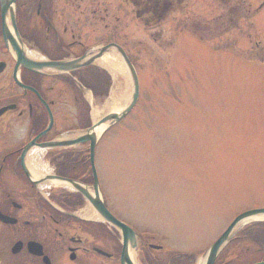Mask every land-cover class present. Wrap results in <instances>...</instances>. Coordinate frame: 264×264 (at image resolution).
<instances>
[{"label":"rangeland","instance_id":"374dc122","mask_svg":"<svg viewBox=\"0 0 264 264\" xmlns=\"http://www.w3.org/2000/svg\"><path fill=\"white\" fill-rule=\"evenodd\" d=\"M97 4L94 17H108L111 39L127 52L140 90L131 111L94 149L106 204L120 221L153 233L143 239L161 247L164 259L172 252L199 255L232 216L264 207V0H182L185 7L168 17H138L124 0ZM99 70L82 73L92 93H103L93 108H103L118 84L116 98L130 95L127 73L116 70L107 86ZM47 84L58 92L55 129L78 128L87 119L85 99L91 105L87 93ZM88 145L66 155L68 164L50 162L49 154L43 162L49 173L64 166L82 174L90 164ZM260 230L254 236L264 240ZM118 234L111 236L114 244ZM247 246L257 258L255 245Z\"/></svg>","mask_w":264,"mask_h":264},{"label":"flooded vegetation","instance_id":"af4514ba","mask_svg":"<svg viewBox=\"0 0 264 264\" xmlns=\"http://www.w3.org/2000/svg\"><path fill=\"white\" fill-rule=\"evenodd\" d=\"M15 1V17H10L3 16L0 0V213L16 219L15 223L0 219V264H111V260L121 264L122 244L117 238V246L111 242L108 228L71 221L60 214V209L71 211L74 199L81 194L55 186L50 195L59 209L47 202L40 187L24 179L21 171V152L29 142L35 139L33 145L37 146L66 131L55 129L57 117L53 108L58 92L47 80L64 83L80 94L77 80L83 79L86 71L80 70L76 79H56L31 70L25 63L40 62L42 54L62 59L92 51L98 42L111 40L108 17H94L97 0ZM124 1H134L139 13L142 0ZM168 1L175 4V0ZM78 13L92 17H76ZM100 28L103 32L96 36L94 32ZM96 37L99 40L90 41ZM46 103L52 111L53 125L37 137L49 123ZM53 156L57 163L64 161L60 151ZM83 180L92 183L90 179ZM260 228L264 224L246 226L230 243L231 251H222L214 264L264 262V240L254 236L261 232ZM247 245H255L257 258L251 259L256 254L250 257L248 253L254 250ZM236 246L240 247L234 249ZM160 249L142 239L139 258L146 264H167L172 253L164 259Z\"/></svg>","mask_w":264,"mask_h":264},{"label":"water","instance_id":"95a60500","mask_svg":"<svg viewBox=\"0 0 264 264\" xmlns=\"http://www.w3.org/2000/svg\"><path fill=\"white\" fill-rule=\"evenodd\" d=\"M2 13L3 16L5 15H10V17H15V0H2ZM114 44H111V46H106L101 48L100 53L93 57H81L78 59L74 60H68V61H46L41 64V66L45 67L47 72H70L72 70H75L77 68H80L82 66H87L93 63L95 58H101V56L106 53L107 51H114ZM116 50L119 51L120 59L123 62L124 66L127 68L128 76L131 78V85H132V96L130 100L125 104L124 109L119 110V111H114L109 114H107L105 117H103L99 122L94 123L92 127L88 128L85 130L81 135L73 137V138H68V139H62V140H54L51 142L47 143H42L40 146L42 148H54V147H66L70 146L72 144L76 143H81L85 141L90 142V152H91V160H92V169H93V174H94V195L90 193L87 188L82 186L81 184L68 180L70 178H65V177H60V176H55V175H45V176H40V177H35L32 173V171L28 168V166L25 163V157L28 152L30 144L24 149L22 153V162H23V169L29 179H58L78 191H80L91 203L95 211L102 217L103 220L107 221L108 223L112 224L113 226L117 227L123 234L124 236V251L122 255V264H132L128 257V249L129 247L133 249H137L138 245V235L136 232L131 229L129 226L118 220L113 214L106 208L102 195L100 192V186H99V181L98 177L96 174L95 170V165H94V149L99 137V127L101 124L105 122H110V124L114 123L115 121H118L122 116L127 114L132 107L135 105V103L138 100L139 97V82H138V77L136 74V71L131 64L130 60L128 59L126 53L124 52L123 49L120 47L116 46ZM26 65H28L31 68H34V66L31 62H26ZM52 121V120H51ZM37 183V182H35ZM258 217H263L264 218V208L262 209H254L247 211L241 215H239L233 223L230 225V227L225 231V233L218 239V241L213 244L210 249L202 256L201 263L203 264H213L218 251L230 240L232 234L234 233V230L239 228L241 224L244 222L251 220L253 218H258Z\"/></svg>","mask_w":264,"mask_h":264},{"label":"bare ground","instance_id":"6f19581e","mask_svg":"<svg viewBox=\"0 0 264 264\" xmlns=\"http://www.w3.org/2000/svg\"><path fill=\"white\" fill-rule=\"evenodd\" d=\"M113 60H115L112 64L114 67V72H113V69L111 68L113 74L116 76L118 74V72H116V70H120V72L122 74L126 75L125 66L120 61V59L116 58V56L114 54L106 55L101 61L104 63H108V62L111 63V61H113ZM118 89H120L119 84L113 88L110 99L107 100V102L103 106V108H101V109L96 108V107L93 108V116H94L96 123L100 119L105 117L104 115L111 113V112H114V111H117V110L119 111L120 109H122L124 107V105L126 104V102L129 100V96H130L129 93L127 95L124 94V96L116 98V91ZM101 113H103V114L101 115ZM106 125H107L106 122L101 124V126L98 128L99 131L104 129L106 127ZM43 154H44L43 150H38L37 152L33 153L28 160V165L32 169L31 171H33V173H35L34 176L40 177V176H43L45 174H48L51 171L48 164L43 162V160H42ZM81 212H82V215H84L86 217L98 218V215L94 212V210L92 209L90 204H88ZM129 254L131 255L130 251H129ZM132 258H133L134 264H137L136 261L134 260L135 257L132 256Z\"/></svg>","mask_w":264,"mask_h":264},{"label":"trees","instance_id":"16d2710c","mask_svg":"<svg viewBox=\"0 0 264 264\" xmlns=\"http://www.w3.org/2000/svg\"><path fill=\"white\" fill-rule=\"evenodd\" d=\"M169 4L168 0H142L141 1V9L140 12H161L160 17L165 15L166 6ZM170 5L168 6V8Z\"/></svg>","mask_w":264,"mask_h":264}]
</instances>
